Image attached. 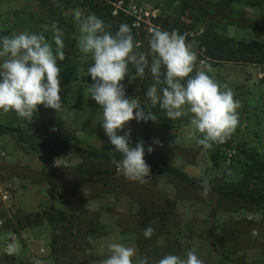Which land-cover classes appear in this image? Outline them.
<instances>
[{
	"label": "rangeland",
	"instance_id": "374dc122",
	"mask_svg": "<svg viewBox=\"0 0 264 264\" xmlns=\"http://www.w3.org/2000/svg\"><path fill=\"white\" fill-rule=\"evenodd\" d=\"M44 1L0 0V36L27 30L51 42L53 23L64 32L65 60L57 63L61 69V101L68 119L63 121L55 110L42 105L30 123L17 118L15 112H0V124L21 127L37 146L60 139L93 151L114 148L101 127L102 110L89 97L92 82L87 81V68L92 60L78 48L80 34L72 16L76 8L99 17L101 7L107 3L114 12L123 8L146 17L149 23L151 18L170 16L182 20L194 33L212 30L238 40L264 42V32L250 26L253 20L262 19V9L246 0H232L236 13L225 18L220 13L183 14L178 0ZM62 4L67 8L59 12ZM50 7H55L53 13ZM198 71H206L218 83L226 84L239 102L238 124L221 147L219 166H214L210 149L192 139L194 130L188 117L166 121L163 114L156 113L157 121L138 123L133 119L118 134L130 131L132 146L141 140L147 146L159 139L161 146L153 145L151 154L166 158L191 175L241 179L254 162L243 151L264 161V62L212 66L201 60ZM140 102L148 111V102ZM61 157V165L55 166L54 160ZM263 177L264 172L256 171L248 182L254 188L263 187ZM146 178L143 184L131 181L111 162L48 156L0 133V256H14L17 264H55L47 220L25 227L18 223L22 219L26 224L28 214L55 207L96 223L93 236L80 242L78 264H100L111 255L110 242L133 247L137 256L143 257L138 239L148 225L155 229L150 243L165 247L180 243L175 255L184 256L189 248H195L204 264H264V208L256 212L235 210L232 203L211 192L203 196L185 186L178 191L165 174L151 171ZM170 206L174 213H169L167 232H160L152 213Z\"/></svg>",
	"mask_w": 264,
	"mask_h": 264
},
{
	"label": "clouds",
	"instance_id": "9594fccd",
	"mask_svg": "<svg viewBox=\"0 0 264 264\" xmlns=\"http://www.w3.org/2000/svg\"><path fill=\"white\" fill-rule=\"evenodd\" d=\"M72 16L80 34L79 51L90 55L92 60L87 68L93 81L88 88L89 97L102 110L100 123L114 146L111 151L120 154L119 159L113 156L111 163L125 178L146 183L151 171L145 154L155 150L153 145L161 146L159 139L147 146L142 140L132 146L130 131L118 134L133 119L138 123L157 121L154 111L149 108L145 111L144 104L126 95L121 83L126 77L129 80L144 78L147 69L152 83L145 92V99L153 108L158 106L169 120L188 117L194 130L192 139L204 149L225 142L235 130L239 102L234 100L233 90L218 83L206 71L193 74L197 54L186 34L178 29L153 28L146 53L139 50L128 24H120L113 33L111 26L95 13H84L76 8ZM64 47V32L56 23L52 25L51 42L44 35L27 30L0 36V112H15L17 118L30 123L38 113V106L42 105L55 110L63 121L68 119L61 101V69L57 63L65 60ZM61 162L62 157L54 160V165L59 167ZM200 186L201 194L207 196L208 179L203 178ZM154 231L148 225L143 229V236L150 239ZM108 249L111 255L100 264H149L148 258L138 257L133 247L110 242ZM155 264L204 262L195 248H189L184 256L167 254Z\"/></svg>",
	"mask_w": 264,
	"mask_h": 264
},
{
	"label": "trees",
	"instance_id": "16d2710c",
	"mask_svg": "<svg viewBox=\"0 0 264 264\" xmlns=\"http://www.w3.org/2000/svg\"><path fill=\"white\" fill-rule=\"evenodd\" d=\"M181 5V12L185 14L190 12L192 14L202 15L205 13L218 14L225 18L236 13V10L231 6L232 0H178ZM42 2L45 1L42 0ZM257 4L262 9V19L253 20V25H250L258 30L264 32V0H246ZM67 6L62 4L59 12H62ZM55 7H50L53 13ZM110 25V30L114 33L120 24L126 23L132 28L135 41L139 44V50L148 52V38L150 37V30L159 27L162 30L172 31L178 29L181 34H186L189 42L193 43V50L197 54V60L194 66V72L198 71V63L203 60L209 65L217 66L223 62H237V63H263L264 62V42L260 40H238L234 37L223 35L217 31L205 30L200 33H194L189 29V25L185 24L178 18L170 16L151 18V22L147 18L140 16L137 13L129 12L123 8L113 10L111 4L105 3L101 7L99 16ZM240 24V21H236ZM150 59V57H149ZM90 66V65H89ZM131 68V66H130ZM134 72V69H132ZM88 82H92L91 76L87 77ZM152 83L151 74L146 69L144 78H137L136 80H129L128 77L123 81L126 90V95L130 98H135L140 101L148 102L145 99V92ZM91 101H94L91 99ZM149 108L155 113L163 114V111L158 107ZM166 121H171L164 116ZM0 133L9 134L16 138L17 141L25 143L29 150L43 152L48 156L52 155H71L79 157L83 160L104 161L106 164L112 161L113 156L120 158L119 153L107 151H93L80 147L74 143L65 142L60 139H53L47 146H37L24 133L21 127L12 125L0 124ZM226 142V141H225ZM225 142L214 145L210 149V158L214 166H219L221 158V147ZM249 159L254 162L248 165L247 173L241 179L229 178L226 176H194L183 170L182 168L170 163L166 158L154 154H145V160L150 166V171L154 173L165 174L176 189L179 191L182 187H188L196 191L202 192L201 180L207 178L210 189L208 192L215 194L219 199L233 204V209H245L256 212L264 208V186L254 188L248 182L249 179L254 178L256 171L264 172V161H260L251 157L247 151ZM104 171H110L105 168ZM264 179V177H263ZM174 213L173 207L170 206L167 210H157L152 214L157 218L158 228L160 232H167V226L170 220V214ZM42 219L47 220L51 226V256L55 264H78L79 252L82 248L81 240L86 241L85 238H91L96 230V223L93 219L86 217L81 218L70 214L65 209H57L50 207L34 215H26V224H23L22 219L18 221L20 226H27L32 223H40ZM141 250L144 252L143 257H147L149 264H155L160 258L167 254H177L180 243L175 242L173 247H165L160 244L150 243V239L143 236V230L139 233ZM178 245V246H177ZM0 264H17L14 256H0ZM35 264V263H33Z\"/></svg>",
	"mask_w": 264,
	"mask_h": 264
}]
</instances>
